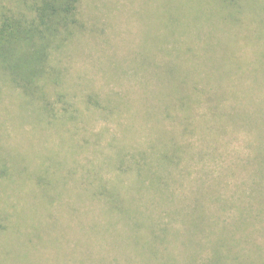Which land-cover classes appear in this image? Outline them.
<instances>
[{"label":"rangeland","instance_id":"1","mask_svg":"<svg viewBox=\"0 0 264 264\" xmlns=\"http://www.w3.org/2000/svg\"><path fill=\"white\" fill-rule=\"evenodd\" d=\"M34 1L0 0V18H30ZM234 4L227 25L209 0H81L45 101L0 69V264L260 262L264 0ZM159 138L187 150L160 172L162 191L136 190L127 166ZM97 190L128 213H108ZM133 222L150 248H133Z\"/></svg>","mask_w":264,"mask_h":264},{"label":"trees","instance_id":"2","mask_svg":"<svg viewBox=\"0 0 264 264\" xmlns=\"http://www.w3.org/2000/svg\"><path fill=\"white\" fill-rule=\"evenodd\" d=\"M80 2L81 0H35L31 7L33 15L30 18L15 16L9 13L1 14L0 69L3 75L5 74L12 84L19 86L22 89V93L30 100L40 99L45 101L46 97L42 93V90L47 82H42V78L47 70L54 71L50 66V60L53 58H51V53L59 50L65 41L71 40L74 28L77 25L79 27L81 24V27H83L79 17V11L77 14V7H79ZM209 4L213 6L212 11H214V14L216 12L220 13L222 15L221 21L227 25L235 24L233 21L228 23L230 20L226 19L227 16L231 14L233 16L236 14L241 15L239 9L235 10L234 8V0H209ZM225 13L226 15L224 16ZM212 15L211 12L209 16L215 17ZM239 22L237 20V23ZM234 67H225L228 72L227 74H232L231 72L234 70ZM163 68H165L166 78L170 85L176 87L177 83L173 77L174 67L164 66ZM51 73L49 72V75ZM176 88L177 90H172L174 94L178 92L183 93L178 86ZM188 100H190L188 95H184L178 99V103L184 106ZM46 104L48 105V103ZM165 139L167 141L160 142V138L150 141L149 155L145 157L142 154L143 158L140 160L129 162L130 167L127 166V169H131L135 173L132 187H135L136 190L139 189L141 191L153 188L162 191L161 185H165L164 183H167V179L162 177L160 172H169V166H176L177 157L180 160L179 154L182 153V149L185 148L187 150V145L178 144L173 139ZM157 143H159L158 151L155 147ZM167 175L170 176L171 174ZM42 178L41 180L43 181L47 180V176ZM47 183L51 185L52 181L49 179ZM118 189L120 190V188ZM96 195L100 200L105 202V206L108 207V213L115 214V211L119 213L127 212V209H124L125 207H123L121 201L107 200L105 192L103 193V191L97 190ZM132 208L134 209L135 207L132 206ZM133 226L135 228L131 229L137 231L133 233L135 240V246L133 248H145V245L150 248L153 240H142L139 236L140 231H138L140 227L135 222H133ZM192 227L194 226L192 225ZM163 230L170 231L167 228ZM118 236L122 240L120 233ZM162 240H165V242L168 241L167 232L166 239L162 238ZM154 242L160 243L161 236L155 235ZM123 244L126 247H132L126 241ZM225 259V256L221 253H215L213 259L211 261L209 260V262L212 264H224ZM259 261L258 264H264V257Z\"/></svg>","mask_w":264,"mask_h":264}]
</instances>
